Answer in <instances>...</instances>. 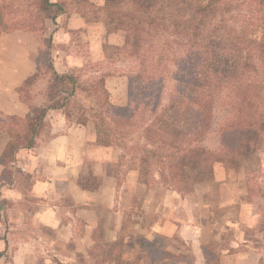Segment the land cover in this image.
<instances>
[{
  "label": "trees",
  "instance_id": "obj_1",
  "mask_svg": "<svg viewBox=\"0 0 264 264\" xmlns=\"http://www.w3.org/2000/svg\"><path fill=\"white\" fill-rule=\"evenodd\" d=\"M102 1L101 7L92 5L102 12L96 21L102 22L106 34L121 36L122 45L105 42L103 50L117 56L129 77L128 104L123 107L109 103L104 87L109 72L96 81L81 80L82 71H54L44 24L62 14L65 5L50 0H0V34L30 31L42 44L38 57L43 44L48 51L45 72L37 57L40 74L46 78L47 103L30 107L23 119L10 117V124L4 123L10 140L0 163L8 164L19 149L33 145L37 126L53 109L71 123L92 121L96 141L104 147L124 148L127 144L122 145L120 138L125 130H139L142 142L136 168L144 184L141 177L153 164L171 171L180 192V185L190 184L186 169L237 167L243 157L240 133L253 130L258 141L264 139V0ZM166 81L171 82L167 87ZM79 92L97 98V106L86 105ZM217 113L221 120L214 133L219 147L207 149L199 143ZM140 242L142 253L133 264L166 261L167 254L156 249V242ZM105 262L99 259L96 264ZM109 264L129 263L120 257Z\"/></svg>",
  "mask_w": 264,
  "mask_h": 264
},
{
  "label": "crops",
  "instance_id": "obj_2",
  "mask_svg": "<svg viewBox=\"0 0 264 264\" xmlns=\"http://www.w3.org/2000/svg\"><path fill=\"white\" fill-rule=\"evenodd\" d=\"M77 1L69 0L67 4L65 0H50L65 7L54 21H45L43 37L50 42L49 56L54 71L58 74L82 71L81 80L89 79V76L94 80L93 75L97 78L101 75L97 69L87 70L93 66L87 46L95 48L100 58L105 53L103 44L122 45L121 36L106 34L102 22H91L86 18L84 10L76 5ZM88 1L99 7L103 5L102 0ZM81 37L82 42L78 39ZM41 48L38 36L30 31L0 34V120L23 119L30 107L46 105V78L40 74L37 59ZM118 68L114 70L117 72L104 77V87L109 103L123 107L128 104L129 77L124 65L120 72ZM78 97L93 106L83 92H79ZM96 138L92 121L71 123L60 110L48 109L37 126L33 145L19 149L8 164L0 163V260L5 254H10L11 258L4 264H26L29 243L39 240L27 231L28 223L56 231L65 243L77 241L83 250L95 242L103 217L110 215L117 218L110 242L119 240L126 219L119 209L123 150L118 146L99 145ZM9 140V132L4 123H0V156L6 151ZM127 178L135 188L147 190L146 183L139 180L136 166L130 168ZM238 207L239 214L253 210L250 203ZM241 218L239 215L224 224L234 227L246 223ZM213 221L216 219L212 218L211 225ZM205 230L206 224L202 220L183 224L161 220L152 228L153 232L164 236L173 238L177 235L195 243L203 259ZM259 242H264L263 232L249 239L240 233L229 245L232 251L226 250L225 263L261 264L264 247L253 246ZM237 246L247 250H235ZM75 247L74 251L81 252L78 244Z\"/></svg>",
  "mask_w": 264,
  "mask_h": 264
},
{
  "label": "rangeland",
  "instance_id": "obj_3",
  "mask_svg": "<svg viewBox=\"0 0 264 264\" xmlns=\"http://www.w3.org/2000/svg\"><path fill=\"white\" fill-rule=\"evenodd\" d=\"M68 1L65 0L67 4ZM93 3L80 2L76 5L87 13L91 22H99L96 20L101 19L102 12H97L92 6ZM70 5H73V2H70ZM254 36L258 38L259 33L255 32ZM82 37L78 38L81 42L84 40ZM47 52L43 44L38 59H41L44 72L47 69ZM87 52H90V64L93 65L87 69L88 71L97 69L99 75H102L107 72H117L114 70L118 67L119 72L124 69L112 52H105L100 58L95 48L87 46ZM93 77L96 79L98 76L95 74ZM89 78L91 79L92 76ZM170 83L166 81V87ZM116 84L118 85V82ZM169 88H166V91ZM87 101L93 107L98 104L97 98L94 97L88 98ZM85 104L87 105V102ZM220 120L221 113H217L210 132L201 139L199 145L207 149L219 147L214 129L219 125ZM0 123L10 124L8 119L0 120ZM123 134L120 142L127 146L121 147L123 169L119 178L122 187L119 209L126 215V219L117 238L119 240L110 242V238L114 235V223L117 220L115 216L110 215L103 217V222L96 231L95 242L88 248L85 246L83 250L82 244L77 241L65 243L61 234L56 231L28 223L27 231L39 240L29 243L26 264H96L99 259L106 260L103 264H109L110 261L120 257L133 264L142 253L139 246L140 240L143 239L148 242L153 240L158 247L156 249L167 254L166 261L161 264H229L225 263L226 250L232 251L229 245L240 233L247 239L253 238L258 232L264 233V139L258 141L255 131L246 130L240 133L239 144L243 157L238 160L237 167L225 169L221 164H217L212 170L186 169L185 173L190 184L180 185L181 192L172 181L171 171L167 168L160 170L155 164L145 176L141 177V181L147 185V190L142 187L135 188L134 184L126 179V175L130 168L137 164L136 158L140 154L142 142L141 134L139 130L132 129L125 130ZM178 191L180 195L177 194L181 198L176 195ZM244 203L252 204L253 210L248 209L246 213L239 214L238 206ZM239 215L246 223L234 227L225 226L226 220H233ZM212 218L216 219V222L213 221V226ZM193 219L202 220L206 224L203 233L204 247L205 245L206 247L202 249L205 259L203 255L200 256L198 248L194 246L195 243L182 240L177 235L171 238L152 231L161 220L183 224L195 222L196 220ZM77 244L81 252L74 251L77 249L75 247ZM253 246L263 248L264 242L254 243ZM242 249L247 250L244 246L235 250L243 252ZM9 255L5 254L0 264L10 260ZM261 264H264V254Z\"/></svg>",
  "mask_w": 264,
  "mask_h": 264
}]
</instances>
